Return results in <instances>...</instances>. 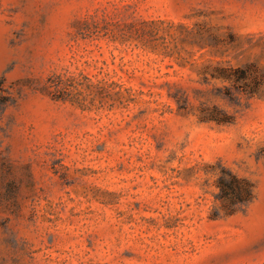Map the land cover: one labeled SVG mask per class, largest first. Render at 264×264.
I'll return each mask as SVG.
<instances>
[{
    "label": "rangeland",
    "instance_id": "obj_1",
    "mask_svg": "<svg viewBox=\"0 0 264 264\" xmlns=\"http://www.w3.org/2000/svg\"><path fill=\"white\" fill-rule=\"evenodd\" d=\"M0 264H264V0H0Z\"/></svg>",
    "mask_w": 264,
    "mask_h": 264
},
{
    "label": "trees",
    "instance_id": "obj_2",
    "mask_svg": "<svg viewBox=\"0 0 264 264\" xmlns=\"http://www.w3.org/2000/svg\"><path fill=\"white\" fill-rule=\"evenodd\" d=\"M134 23L125 22L116 15L111 16L103 12L100 15L95 13L85 16L77 22L76 27L77 33L82 37H105L109 41L123 44L133 40L129 32ZM86 80L89 79L81 71L52 74L46 79L45 90L55 100L69 101L72 104L84 106L83 99L79 98L80 89L78 87ZM216 185L218 188L216 199L220 201L224 214L231 213L236 206L247 202L252 196V184L231 171H222L217 178Z\"/></svg>",
    "mask_w": 264,
    "mask_h": 264
}]
</instances>
